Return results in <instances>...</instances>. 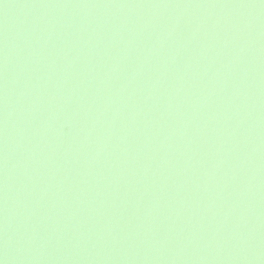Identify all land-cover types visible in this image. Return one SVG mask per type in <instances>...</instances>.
<instances>
[{
	"label": "water",
	"instance_id": "obj_1",
	"mask_svg": "<svg viewBox=\"0 0 264 264\" xmlns=\"http://www.w3.org/2000/svg\"><path fill=\"white\" fill-rule=\"evenodd\" d=\"M0 264H264V0H0Z\"/></svg>",
	"mask_w": 264,
	"mask_h": 264
}]
</instances>
